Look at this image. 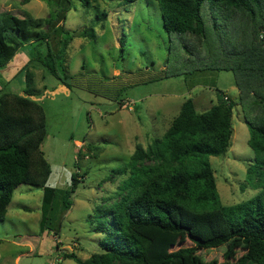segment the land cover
Segmentation results:
<instances>
[{
    "label": "trees",
    "instance_id": "trees-1",
    "mask_svg": "<svg viewBox=\"0 0 264 264\" xmlns=\"http://www.w3.org/2000/svg\"><path fill=\"white\" fill-rule=\"evenodd\" d=\"M72 1L50 0L53 7L46 18L0 13V70L22 47L45 44L40 64L69 88V77L63 72L69 44L76 38L95 37L88 30L70 33L64 29V13ZM154 1L164 31L185 37L181 46L190 58L185 66L206 62L212 71H231L239 96L237 100L223 96L203 112L189 98L161 138L146 147L136 145L122 174L113 170L114 176L127 175L118 186L117 200L108 208L94 210L98 251L84 260L73 253L64 257L75 264H216L204 263L194 252L225 245L226 261L221 264H264V0ZM197 46L205 51L203 59ZM199 69L207 70L203 65ZM28 78L26 73L25 80L31 82ZM26 89L29 94V84ZM239 103L247 144L255 154L246 180L259 191L247 201L226 207L219 200L208 158L227 153L233 134L232 109ZM46 128L39 104L0 93V222L19 185L42 187L47 181L50 168L40 149ZM76 184L73 175L59 198L62 213L71 206ZM51 194L55 195L45 191L42 197L40 233L57 220L47 213L53 210L48 209L55 199ZM171 236L186 239L192 246L171 250ZM237 249L245 250L238 258Z\"/></svg>",
    "mask_w": 264,
    "mask_h": 264
},
{
    "label": "rangeland",
    "instance_id": "rangeland-1",
    "mask_svg": "<svg viewBox=\"0 0 264 264\" xmlns=\"http://www.w3.org/2000/svg\"><path fill=\"white\" fill-rule=\"evenodd\" d=\"M88 1L73 0L64 13L65 30H88L95 36L69 44L63 65L69 88L40 64L45 44L22 47L0 70V93L27 97L43 109L47 128L40 149L50 168L44 186L21 184L15 189L0 222V264H75L64 254L84 260L97 252L100 235L93 231L94 210L117 200L118 186L127 176H114L113 170L122 174L136 145L146 147L161 138L185 100L193 99L197 111L203 112L223 96H239L231 71H212L206 62L185 66L190 59L181 46L185 37L164 31L156 1ZM52 7L50 0H0V13L19 18H46ZM206 19L210 23L207 13ZM197 47L200 55L205 53ZM202 65L207 70L199 71ZM26 73L31 82L25 80ZM232 128L227 153L208 158L219 200L226 207L259 191L246 180L255 154L247 144L240 103L232 109ZM73 175L76 189L69 210L62 213L59 198ZM45 191L55 194L53 206H48L53 210L47 213L57 220L40 233ZM168 241L171 250L192 246L179 236ZM225 249L199 250L194 256L221 264ZM244 252L237 249L235 257Z\"/></svg>",
    "mask_w": 264,
    "mask_h": 264
},
{
    "label": "crops",
    "instance_id": "crops-1",
    "mask_svg": "<svg viewBox=\"0 0 264 264\" xmlns=\"http://www.w3.org/2000/svg\"><path fill=\"white\" fill-rule=\"evenodd\" d=\"M8 208V207H7Z\"/></svg>",
    "mask_w": 264,
    "mask_h": 264
}]
</instances>
